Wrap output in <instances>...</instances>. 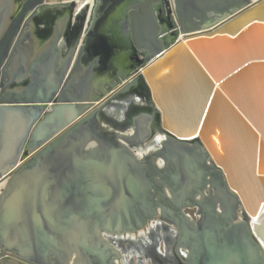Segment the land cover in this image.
Here are the masks:
<instances>
[{
  "label": "water",
  "instance_id": "1",
  "mask_svg": "<svg viewBox=\"0 0 264 264\" xmlns=\"http://www.w3.org/2000/svg\"><path fill=\"white\" fill-rule=\"evenodd\" d=\"M46 6L0 7V264H120L157 218L182 264H264V0H124L136 63L103 87L73 80L87 34L21 57ZM141 91L128 132L109 105Z\"/></svg>",
  "mask_w": 264,
  "mask_h": 264
},
{
  "label": "flooded vegetation",
  "instance_id": "2",
  "mask_svg": "<svg viewBox=\"0 0 264 264\" xmlns=\"http://www.w3.org/2000/svg\"><path fill=\"white\" fill-rule=\"evenodd\" d=\"M33 0H0V7L3 3L8 4L7 11H9L10 19L15 18L19 14L23 12V8L27 3H30ZM46 2L47 6L44 8H37L36 11L32 14V11L28 12V14H32V17L29 21V27L26 29L33 27L35 29V33L41 40H48V45H51L52 37L59 33V40L57 41V48L60 52L64 53L68 50V47L73 43L79 32L81 31L83 24L82 20L85 17L86 13V5L88 4V0H85V6L81 8L80 11L75 14V23L71 27V30L66 34H60L59 31H56L55 27L57 26L56 18L58 16L62 17L63 15L68 13V15L72 16L74 13L75 6L81 0H43ZM96 1V0H95ZM110 0H97L94 3V7L92 9V19L91 25L88 28L87 36L90 35V39L87 37L85 43L84 53L82 55V59L87 58L91 53H102L107 56L108 46L106 41L98 33V27L100 22L104 19L108 12V2ZM71 2L70 6H63L64 3ZM91 13V12H90ZM9 26V23H7ZM29 37V36H28ZM27 40V39H26ZM23 42V44L26 42ZM39 42L35 41V45H38ZM23 48V47H22ZM142 92L139 93L142 97ZM137 94H134V97ZM139 96V97H140ZM133 97L127 96L125 97V101L132 100ZM120 103V102H119ZM115 106L116 110L121 106L122 102ZM124 103V101H123ZM147 109V108H146ZM112 112L113 109L111 108ZM114 113V112H113ZM139 113L138 108H132L128 114L126 119L129 123L133 120L134 116ZM127 123V121H126ZM155 136V135H154ZM154 141L151 139L147 145L141 151L150 150L154 145L150 143ZM185 212L195 220L197 217L196 210L194 208L185 209ZM151 223V222H150ZM149 223V224H150ZM163 223V224H162ZM148 224V225H149ZM147 225V226H148ZM153 227V228H152ZM149 230L151 229H162L163 234H158L156 231L152 232L147 239H138L135 241L125 242L124 239L119 238L116 241L109 239V242H112L113 246L117 248L119 251L121 258L120 264H133L134 260L138 261L140 264H147L149 260H151L152 264H177L176 260H174L170 254L169 249L172 247L173 241L175 240V228L166 224L159 218L152 221V223L148 226ZM174 229V230H173ZM148 235V234H147ZM169 247V248H168ZM158 260V261H157ZM161 262V263H160ZM163 262V263H162ZM25 264V263H20Z\"/></svg>",
  "mask_w": 264,
  "mask_h": 264
},
{
  "label": "crops",
  "instance_id": "3",
  "mask_svg": "<svg viewBox=\"0 0 264 264\" xmlns=\"http://www.w3.org/2000/svg\"><path fill=\"white\" fill-rule=\"evenodd\" d=\"M85 0L79 1V3L74 8V13L72 16L68 15L66 12L62 17L58 16L55 20L57 26L55 27L56 31H59L60 34H66L71 30V27L74 25L76 19L75 14L85 6ZM94 7L93 0H88V4L86 5V13L85 17L82 20L83 27L79 32L78 44L73 54V60L77 55L78 48L80 46L81 39L89 32L86 28L87 22H89L90 12ZM124 1L121 0H110L108 2L107 8L108 12L104 19L100 22L98 27V33L102 35L106 44L108 46L107 56L102 53H91L87 58L80 59L79 64L75 70L73 75V80L78 83L82 81H86V86L89 87H103L106 86L112 79V74L116 71H125L131 70L133 65L136 63V60L133 55L130 33H129V18H128V9L124 8ZM124 24H126L127 29ZM87 30V31H86ZM86 32V33H85ZM28 39L24 43L27 47L26 51L21 53V57H26L27 61L30 62L32 59L36 57V55L41 50V47L44 46V50L46 51V47L48 45V40H41L37 34L35 33V29L33 27L30 28V32L28 35ZM89 39L90 35L87 36ZM35 41L39 42L38 45H35ZM126 43V46L124 47ZM64 53L61 52L60 58H63ZM129 111L132 108H138L139 113L134 116L133 119H137L142 113L146 111V101L144 96L134 97L130 100ZM132 126V123H130ZM131 128H128L126 131H131ZM153 136L146 141V144L153 139L156 134V129L152 131ZM145 144V145H146ZM153 228V227H152ZM174 230V229H173ZM149 231H156L158 234H163L162 229H151L148 227L140 230L136 234H126L125 236H121V239H124L125 242L147 239L150 234ZM175 231V230H174ZM148 234V235H147ZM175 235V234H174ZM174 241L172 247L169 249L170 256L176 260L177 264H182L180 260V256L173 250ZM180 254H183V251L180 250ZM158 261V260H157ZM133 264H140L138 261H133Z\"/></svg>",
  "mask_w": 264,
  "mask_h": 264
},
{
  "label": "rangeland",
  "instance_id": "4",
  "mask_svg": "<svg viewBox=\"0 0 264 264\" xmlns=\"http://www.w3.org/2000/svg\"><path fill=\"white\" fill-rule=\"evenodd\" d=\"M137 97H138V95H136ZM123 101H124V103H123ZM121 103L122 102V104H123V106H122V109H120L121 107H119L118 108V110H116L117 108L115 107L118 103ZM130 101H125V99H119V100H116V101H114L111 105H109V107L110 108H112L113 109V112H112V110L110 109V112H112L111 114H114V115H116V116H119V117H121V119H124L125 121H127V129L129 128V127H131V124L128 122V120L126 119V117H127V114H128V112H129V107H130V103H129ZM120 103H119V105H120ZM117 107H118V105H117ZM116 108V109H115ZM169 248V247H168ZM161 263V262H160ZM163 263V262H162ZM147 264H152V262H151V260H149L148 262H147Z\"/></svg>",
  "mask_w": 264,
  "mask_h": 264
},
{
  "label": "bare ground",
  "instance_id": "5",
  "mask_svg": "<svg viewBox=\"0 0 264 264\" xmlns=\"http://www.w3.org/2000/svg\"><path fill=\"white\" fill-rule=\"evenodd\" d=\"M121 1H124V0H121ZM125 46H126V43H125L124 47H125ZM125 71H126V70H125ZM110 109H111V108H109V110H110ZM111 115H114V114H111ZM106 116H107V117H106ZM102 117H103V116H102ZM112 119H113V118H112L111 116H108V112H107V114L105 113V117L102 118V123H103L104 125H106V126L117 127L118 129H124V128H126V124H127V123H126L125 121H124V122H125V127L122 128L121 125H119V124L114 125L115 121H112ZM153 129H155V128H153ZM156 134H157V133H156ZM156 134H155V135H156ZM156 136H157V135H156ZM156 141H157V140H154V141H151L150 143H152V145H154V144L156 143ZM146 145H147V144H146ZM146 145H145V146H146ZM155 145H156V144H155ZM155 145H154L152 148H154ZM145 146H144V147H145ZM144 147L141 148V150L144 149ZM152 148H150V150H151ZM140 152L143 153L144 151H140ZM151 223H152V222H151ZM151 223H150V224H151ZM150 224H149V225H150ZM162 224H163V223H162ZM149 225H148V226H149ZM148 226H147V227H148ZM119 238H120V237H116V238H113L112 240H113V241H116V240H118ZM111 243H112V242H111Z\"/></svg>",
  "mask_w": 264,
  "mask_h": 264
},
{
  "label": "built area",
  "instance_id": "6",
  "mask_svg": "<svg viewBox=\"0 0 264 264\" xmlns=\"http://www.w3.org/2000/svg\"><path fill=\"white\" fill-rule=\"evenodd\" d=\"M9 258H12L11 254H9V253L2 254L1 250H0V260L1 259H9Z\"/></svg>",
  "mask_w": 264,
  "mask_h": 264
}]
</instances>
